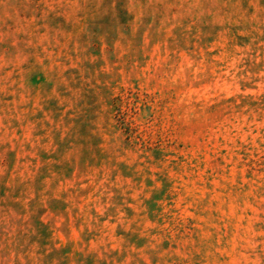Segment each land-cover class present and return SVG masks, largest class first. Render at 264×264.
Listing matches in <instances>:
<instances>
[{"label":"rangeland","instance_id":"1","mask_svg":"<svg viewBox=\"0 0 264 264\" xmlns=\"http://www.w3.org/2000/svg\"><path fill=\"white\" fill-rule=\"evenodd\" d=\"M0 264H264V0H0Z\"/></svg>","mask_w":264,"mask_h":264}]
</instances>
